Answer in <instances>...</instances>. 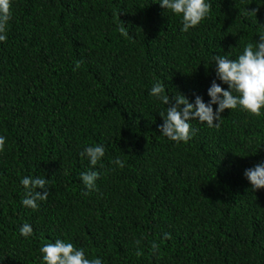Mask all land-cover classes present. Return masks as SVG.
<instances>
[{
    "label": "trees",
    "instance_id": "trees-1",
    "mask_svg": "<svg viewBox=\"0 0 264 264\" xmlns=\"http://www.w3.org/2000/svg\"><path fill=\"white\" fill-rule=\"evenodd\" d=\"M206 2L208 17L185 33L160 0H12L0 42V264H42V244L57 239L102 264H264V189L244 176L264 163V110L226 109L219 127L190 121L192 138L176 143L159 131L167 105L150 95L160 81L170 98L208 103L213 81L228 90L212 57L236 59L264 33V0ZM96 144L105 155L93 168L80 153ZM89 170L93 191L80 179ZM38 176L49 196L33 210L21 179Z\"/></svg>",
    "mask_w": 264,
    "mask_h": 264
},
{
    "label": "clouds",
    "instance_id": "clouds-1",
    "mask_svg": "<svg viewBox=\"0 0 264 264\" xmlns=\"http://www.w3.org/2000/svg\"><path fill=\"white\" fill-rule=\"evenodd\" d=\"M160 7L182 17V32H188L197 27L211 11V4L206 0H160ZM258 9L245 10L248 16L257 15ZM12 18V0H0V42L7 40V26ZM120 20V19H119ZM264 27V25H261ZM120 34L130 38L124 22L120 20L118 27ZM215 64V74L218 80L228 86L224 90L215 81L207 91L208 103H205L199 95L194 103L179 93L175 97L165 94V86L157 81L153 84L150 95L158 98L167 105L166 112L159 115L163 124L159 127L160 133L176 143H187L194 133L190 121L206 123L208 127H219L221 114L227 110H240L254 116H260L264 110V33L259 35V41L249 43L244 47L242 54L236 59H230L227 55H215L212 57ZM82 61H75V70L81 67ZM213 105L217 107L213 109ZM6 139L0 136V152L4 151ZM80 155L86 157L90 165L95 166L105 155V148L96 144L86 147ZM116 166L123 168L124 163L119 158L112 161ZM101 167L103 165L101 164ZM245 178L250 182L254 191L264 189V163H259L253 168L246 169ZM80 179L84 186L93 191L96 189V181L99 173L96 171L83 172ZM49 180L44 176L24 177L21 184L25 189L22 204L33 210H37V201H46L49 196ZM43 190V193L39 190ZM32 227L25 223L20 228V234L24 237L32 235ZM165 238H170L165 234ZM139 244V241H137ZM160 251V245L153 241L150 246V254L156 255ZM42 264H102V260L96 257L91 259L85 255L83 248H77L73 243L57 239L54 243L42 244L40 248ZM136 256L144 255L142 250H137Z\"/></svg>",
    "mask_w": 264,
    "mask_h": 264
}]
</instances>
